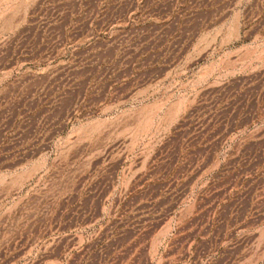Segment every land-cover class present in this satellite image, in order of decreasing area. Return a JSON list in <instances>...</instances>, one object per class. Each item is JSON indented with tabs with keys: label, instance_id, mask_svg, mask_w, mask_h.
I'll use <instances>...</instances> for the list:
<instances>
[{
	"label": "rangeland",
	"instance_id": "374dc122",
	"mask_svg": "<svg viewBox=\"0 0 264 264\" xmlns=\"http://www.w3.org/2000/svg\"><path fill=\"white\" fill-rule=\"evenodd\" d=\"M61 2L80 9L65 15L80 45L51 63L30 51L57 32ZM259 5L0 0V68L57 69L68 86L51 122L21 113L20 154L0 174V264H264Z\"/></svg>",
	"mask_w": 264,
	"mask_h": 264
},
{
	"label": "crops",
	"instance_id": "0c3cea01",
	"mask_svg": "<svg viewBox=\"0 0 264 264\" xmlns=\"http://www.w3.org/2000/svg\"><path fill=\"white\" fill-rule=\"evenodd\" d=\"M251 9L252 11H263V18L255 19L254 26H264V5L251 6ZM79 11L78 7L64 6L62 2L56 6L52 5L51 13H56V18L51 23V26L57 29V32L46 40L43 51L36 46L34 52L33 50L30 51V55L36 57L38 52H40V55H43L51 63L63 61L70 54L71 49L69 47H73L75 44L76 46L80 45V39L77 42L68 43V33L66 32L76 26L80 30V21H67L65 15L70 13L74 17V15L80 13ZM255 42L257 49L254 52V57L264 58V29L256 32ZM258 44H261L260 47ZM1 54L3 52L0 48V56H2ZM13 58L15 61L19 60V54L15 53V49H12L9 55L10 60ZM18 67L15 65L12 68H0V174L4 173V159L7 157L9 163L15 164L14 161L20 154L21 136L19 129H16V127H19L22 123V111H25L29 117L31 114L35 117V113L39 111L41 113L40 119L48 118L51 122L54 110L63 111L68 109L65 107L63 100L60 101L64 97H59L61 93H65L68 90V86L63 82L66 78L63 71L52 68L45 70L28 68L22 70ZM33 83L36 92L30 93L28 89L32 87L31 84ZM55 119L58 120V116ZM65 119L66 116H61L60 122ZM5 127H9V131L6 132ZM57 140H62V136L57 137ZM44 141L52 143L53 137L50 135L48 140L45 137ZM17 167H20V165ZM238 259L240 260L237 264L250 263L249 259H245L244 256L241 258L238 256ZM251 264H257V262H252Z\"/></svg>",
	"mask_w": 264,
	"mask_h": 264
}]
</instances>
